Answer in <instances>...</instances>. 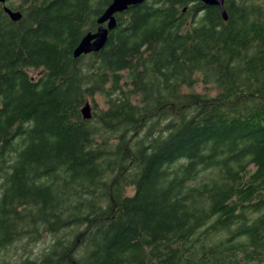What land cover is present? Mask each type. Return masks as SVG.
<instances>
[{
  "label": "trees",
  "instance_id": "1",
  "mask_svg": "<svg viewBox=\"0 0 264 264\" xmlns=\"http://www.w3.org/2000/svg\"><path fill=\"white\" fill-rule=\"evenodd\" d=\"M111 3L0 4V252L47 232L26 264H263L264 0H147L75 59Z\"/></svg>",
  "mask_w": 264,
  "mask_h": 264
},
{
  "label": "water",
  "instance_id": "2",
  "mask_svg": "<svg viewBox=\"0 0 264 264\" xmlns=\"http://www.w3.org/2000/svg\"><path fill=\"white\" fill-rule=\"evenodd\" d=\"M147 0H112V3L107 9L97 18L98 29L95 33L86 34L79 45L73 52L74 58L79 59L84 55L99 53L103 50L108 42L110 32L118 27L117 15L128 11L129 8L142 5ZM206 6L218 7L221 10L225 21H228L229 16L225 8L226 0H199ZM7 0H0V4H6ZM5 12L10 16L13 22H18L22 19V13L13 11L7 6L4 7ZM84 120L93 118L92 105L87 102L81 110Z\"/></svg>",
  "mask_w": 264,
  "mask_h": 264
},
{
  "label": "rangeland",
  "instance_id": "3",
  "mask_svg": "<svg viewBox=\"0 0 264 264\" xmlns=\"http://www.w3.org/2000/svg\"><path fill=\"white\" fill-rule=\"evenodd\" d=\"M23 4V0H9L8 6H20ZM36 75V72H32ZM198 91L209 92V88H206L203 84L196 87ZM100 107H103V101L98 97ZM92 105V111L93 104ZM130 192H133V188H130ZM64 232L58 234L62 236ZM54 236L50 233L44 232L41 238L32 241L29 239L19 240L12 245L6 247L0 252V264H26V261H38L45 253H47L53 243Z\"/></svg>",
  "mask_w": 264,
  "mask_h": 264
},
{
  "label": "flooded vegetation",
  "instance_id": "4",
  "mask_svg": "<svg viewBox=\"0 0 264 264\" xmlns=\"http://www.w3.org/2000/svg\"><path fill=\"white\" fill-rule=\"evenodd\" d=\"M8 1H9V0H8ZM8 1L6 2V4H8ZM7 7H8V6H7ZM14 7H15V6H14ZM14 7L12 8L13 11H16V12L19 11V12H21L22 5H20V6H16V8H14ZM12 9H11V10H12ZM263 264H264V263H263Z\"/></svg>",
  "mask_w": 264,
  "mask_h": 264
}]
</instances>
